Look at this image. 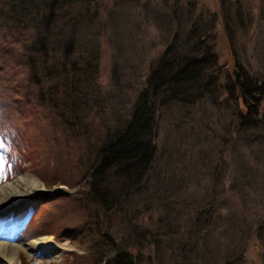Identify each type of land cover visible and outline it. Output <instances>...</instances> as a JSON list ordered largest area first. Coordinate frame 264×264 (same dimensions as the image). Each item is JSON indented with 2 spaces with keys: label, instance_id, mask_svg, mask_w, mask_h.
<instances>
[{
  "label": "rangeland",
  "instance_id": "obj_1",
  "mask_svg": "<svg viewBox=\"0 0 264 264\" xmlns=\"http://www.w3.org/2000/svg\"><path fill=\"white\" fill-rule=\"evenodd\" d=\"M81 1L92 18L80 23L71 59L98 66L84 86L86 135L54 121L30 84L12 82L25 72L23 48L0 35V65L9 63L0 67V187L30 174L43 184L40 195L0 212V264H97L86 221L97 211L108 256L114 246L135 264H264V0ZM7 6L1 0L0 10ZM195 27L209 33L216 65L208 78L217 86L195 104L157 109L156 159L128 203L108 216L74 203L107 130L130 117L175 37ZM80 70L83 86L90 75ZM244 78L263 92L253 129L241 125L245 106L231 87ZM64 179L80 185L56 186Z\"/></svg>",
  "mask_w": 264,
  "mask_h": 264
},
{
  "label": "trees",
  "instance_id": "obj_2",
  "mask_svg": "<svg viewBox=\"0 0 264 264\" xmlns=\"http://www.w3.org/2000/svg\"><path fill=\"white\" fill-rule=\"evenodd\" d=\"M81 2L78 7L80 0H6L8 6L0 10V35L5 37L4 41L9 39L8 44L16 41L23 48L21 63H24L25 72L15 75L12 82L30 84L34 88L35 99L40 104H48L54 121L67 126L71 132L79 130L83 136L89 129L79 127L87 119L85 114L88 115L91 108L84 86L91 80L92 72L97 73L98 66L71 59L75 55L71 52L72 42L78 39L80 23L92 18L89 10L85 9L87 7L82 6L84 1ZM13 26L19 31L17 35ZM208 36L205 28L195 27L181 40L179 35L175 37L165 56L152 69L147 86L133 104L130 117L118 127L116 124L112 132L107 130L95 163L83 178L87 180V188L74 193V203L89 201L90 209L94 210L95 204L108 216L128 203L132 190L144 184V178L156 159L157 109L172 103L195 104L203 96L210 95V88L218 84L216 78L212 80V75L208 78L209 70L216 65V58L206 47ZM75 45L77 47L78 44ZM77 50L80 51L78 47ZM32 58L35 62H31ZM0 67L2 70L9 68V63L4 61ZM80 69L90 75L86 76L83 86L78 83ZM233 85L231 87L236 88L238 94H235L243 100L246 110L240 115L241 125L253 129L254 123L258 122L263 96L261 87L253 78H244L239 85ZM54 183H46L47 188H53ZM63 185L74 188L80 182L71 183L64 179L56 184L59 187ZM99 214L97 211L93 220H86L90 225L89 235L97 238L90 250L97 264H135L132 256L121 248L113 246L109 252L115 253H109V256L104 253L107 243L103 248L102 242H109L110 239L104 234ZM92 226H96L95 229Z\"/></svg>",
  "mask_w": 264,
  "mask_h": 264
},
{
  "label": "bare ground",
  "instance_id": "obj_3",
  "mask_svg": "<svg viewBox=\"0 0 264 264\" xmlns=\"http://www.w3.org/2000/svg\"><path fill=\"white\" fill-rule=\"evenodd\" d=\"M42 189L43 184L31 174L22 176L9 184L2 185V187H0V212H10V210L18 208L29 200L27 198L40 195ZM47 239L48 237L44 236L37 240L39 242H44ZM41 244L42 243H40V245ZM37 246L38 245H36L34 241L33 245L29 244L30 249L33 250H38V248H40Z\"/></svg>",
  "mask_w": 264,
  "mask_h": 264
},
{
  "label": "water",
  "instance_id": "obj_4",
  "mask_svg": "<svg viewBox=\"0 0 264 264\" xmlns=\"http://www.w3.org/2000/svg\"><path fill=\"white\" fill-rule=\"evenodd\" d=\"M263 110H264V108H263ZM262 120L264 121V115H263V118H262Z\"/></svg>",
  "mask_w": 264,
  "mask_h": 264
}]
</instances>
